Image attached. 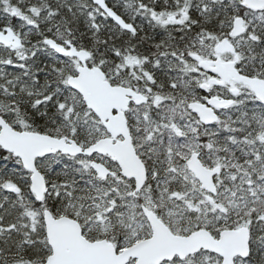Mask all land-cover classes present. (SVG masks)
I'll list each match as a JSON object with an SVG mask.
<instances>
[{
  "label": "snow or ice",
  "instance_id": "snow-or-ice-1",
  "mask_svg": "<svg viewBox=\"0 0 264 264\" xmlns=\"http://www.w3.org/2000/svg\"><path fill=\"white\" fill-rule=\"evenodd\" d=\"M0 264H264V0H0Z\"/></svg>",
  "mask_w": 264,
  "mask_h": 264
}]
</instances>
